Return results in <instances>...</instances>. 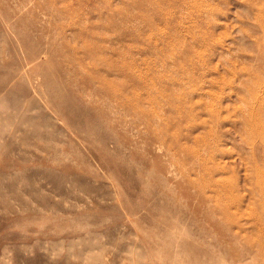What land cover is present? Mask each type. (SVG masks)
Listing matches in <instances>:
<instances>
[{
	"label": "rangeland",
	"instance_id": "obj_1",
	"mask_svg": "<svg viewBox=\"0 0 264 264\" xmlns=\"http://www.w3.org/2000/svg\"><path fill=\"white\" fill-rule=\"evenodd\" d=\"M185 1L0 0V264H264V0Z\"/></svg>",
	"mask_w": 264,
	"mask_h": 264
},
{
	"label": "bare ground",
	"instance_id": "obj_2",
	"mask_svg": "<svg viewBox=\"0 0 264 264\" xmlns=\"http://www.w3.org/2000/svg\"><path fill=\"white\" fill-rule=\"evenodd\" d=\"M138 1H139V0H138ZM140 1H143V0H140ZM147 1H148V0H147ZM184 1H185V0H184ZM193 1H194V0H193ZM151 2H152V1H151ZM153 2H154V1H153ZM155 2H156V1H155ZM169 2H170V1H169ZM185 2H186V1H185ZM185 2H184V3H185ZM194 2H195V1H194ZM170 3H171V2H170ZM145 4H146V3H145ZM145 4H144V5H145ZM187 4H189V3H187ZM190 4H191V1H190ZM140 5H141V3H140ZM159 5H160V4H159ZM176 5H177V4H176ZM139 7H140V6H139ZM141 7H142V5H141ZM177 8H178V7H177ZM189 8H191V7H189ZM146 9H147V8H146ZM172 9H174L173 6H172ZM186 9H187V8H186ZM176 10H177V9H176ZM178 11H179V10H178ZM189 11H191V10H189ZM197 11H198V9H197ZM163 12H165V11H163ZM166 13H167V12H166ZM173 13H174V12H173ZM187 13H188V12H187ZM187 13H186V14H187ZM189 13H190V12H189ZM192 13H193V12H192ZM195 13H196V12H195ZM195 13H194V14H195ZM196 14H197V13H196ZM169 15H170V14H169ZM181 15H182V14H181ZM165 16H166V15H165ZM173 16H174V15H172V17H173ZM185 16H186V15H185ZM187 16H188V15H187ZM187 16H186V17H187ZM195 16H196V15H195ZM195 16H194V17H195ZM166 17H167V16H166ZM145 20H147V19H145ZM145 20H144V21H145ZM147 21L149 22V20H147ZM180 23H181V22H180ZM179 25H180V24H179ZM209 25H210V24H209ZM153 26H154V25H153ZM172 26H173V25H172ZM180 26H181V25H180ZM155 28H156V27H155ZM153 30H154V27H153ZM168 30H169V29H168ZM182 30H183V29H182ZM170 31H171V30H170ZM179 31L181 32V30H179ZM208 32H209V31H208ZM141 33H142V32H141ZM169 33H171V32H169ZM173 33H175V32L173 31ZM173 33H172V34H173ZM178 34H179V33H178ZM180 34H181V33H180ZM213 34H214V33H213ZM166 35H167V34H166ZM176 35H177V34H176ZM136 37H137V35H136ZM164 37H165V36H164ZM170 37H171V36H170ZM176 37H178V36H176ZM165 38H166V37H165ZM172 38H173V37H172ZM206 38H207V36H206ZM139 39H140V38H139ZM158 39H159V38H158ZM175 39H176V38H175ZM168 40H169V39H168ZM172 40H174V39H172ZM162 41H163V40H162ZM166 41H167V40H166ZM175 42H176V41H175ZM203 42H204V41H203ZM176 43H177V42H176ZM206 43H207V42H206ZM169 44H170V43H169ZM173 44H174V43H173ZM175 45H176V44H175ZM154 46H155V45H154ZM164 46H165V45H164ZM177 46H178V45H177ZM204 46H206V45H204ZM207 46H208V45H207ZM170 47H171V46H170ZM156 48H157V47H156ZM182 48H183V47H182ZM183 49H184V48H183ZM197 49H200V48H197ZM164 50H165V49H164ZM212 50H213V49H212ZM169 51H170V50H169ZM182 51H183V50H182ZM167 52H168V51H167ZM198 52H199V50H198ZM202 52H203V50H202ZM209 53H210V52H209ZM163 54H164V52H163ZM166 54H167V53H166ZM181 54H182V52H181ZM203 54H204V53H203ZM207 54H208V52H207ZM218 54H219V53H218ZM164 55H165V54H164ZM164 55H163V56H164ZM198 55H199V54H198ZM165 56H166V55H165ZM176 56H177V55H176ZM179 56H180V55H179ZM179 56H178V57H179ZM196 56H197V54H196ZM218 56H219V55H218ZM170 57H171V55H170ZM172 57H174V56H172ZM198 57H199V56H198ZM219 57H220V56H219ZM223 57H224V56H223ZM162 58H163V57H162ZM162 58H161V59H162ZM164 58H166V57H164ZM175 59H176V58H175ZM168 60H169V59H168ZM210 60H211V59H210ZM218 60H220V59H218ZM218 60H217V61H218ZM214 61H215V60H214ZM214 61H213V62H214ZM220 61H221V60H220ZM165 63H166V62H165ZM188 63H189V62H188ZM132 64H133V63H132ZM217 64H218V63H217ZM184 65H185V64H184ZM129 66H131V64H130ZM165 66H166V64H165ZM165 66L163 67V69L165 68ZM172 67H173V66H172ZM174 67H175V66H174ZM190 67H191V66H190ZM195 67H196V66H195ZM195 67H194V68H195ZM250 67H251V66H250ZM182 68H183V67H182ZM182 68H181V69H182ZM192 68H193V67H192ZM194 68H193V69H194ZM240 68H242V67H240ZM263 68H264V67H263ZM127 69H128V68H127ZM173 69H174V68H173ZM128 70H129V69H128ZM185 70H186V69H185ZM187 70H188V69H187ZM241 71H242V70H241ZM185 72H186V71H185ZM188 72H189V70H188ZM196 72H197V71H196ZM216 72H217V71H216ZM246 72H247V71H246ZM251 72H252V71H251ZM261 72H262V71H261ZM180 73H181V72H180ZM235 73H236V72H235ZM240 73H241V72H240ZM185 74H186V73H185ZM254 74H255V73H254ZM262 74H263V73H262ZM181 75H182V74H181ZM204 75H206V74H204ZM250 75H251V73H250ZM137 76H138V75H137ZM177 76H178V75H177ZM134 77H135V76H134ZM189 77H190V76H189ZM238 77H240V76H238ZM246 77H247V76H246ZM249 77H250V76H249ZM256 78H257V77H256ZM183 79H184V78H183ZM189 79H190V78H189ZM217 79H218V78H217ZM261 79H262V78H261ZM201 80H202V78H201ZM249 80H250V79H249ZM225 81H226V80H225ZM243 81H244V80H243ZM195 82H196V81H195ZM212 82H213V81H212ZM226 82H227V81H226ZM199 83H200V82H199ZM199 83H198V84H199ZM221 83H222V82H221ZM255 83H256V81H255ZM255 83L253 82V84H255ZM175 84H177V83H175ZM262 84H263V83H262ZM225 86H226V85H225ZM254 86H255V85H254ZM174 87H176V86L174 85ZM178 87H179V86H178ZM201 88H203V90H204V87H201ZM201 88H200V89H201ZM218 88H219V87H218ZM230 88H231V87H230ZM112 90H113V89H112ZM174 90H175V89H174ZM201 90H202V89H201ZM249 90H250V89H249ZM110 91H111V90H110ZM253 91H255V90H253ZM175 92H177V90H176ZM175 92H174V94H175ZM229 92H230V90H229ZM239 92H240V91H239ZM250 92H251V91H250ZM170 93H172V91H171ZM252 93H253V92H252ZM252 93H251V94H252ZM196 94H197V93H196ZM255 94H256V93H255ZM200 95H201V94H200ZM208 95H209V94H208ZM168 96H169V94H168ZM174 96H175V95H174ZM209 96H210V95H209ZM215 96H216V95H215ZM259 96H260V95H259ZM170 97H171V96H170ZM198 97H199V96H198ZM204 97H205V96H204ZM206 97H207V96H206ZM172 98H173V97H172ZM172 98H171V99H172ZM174 98H176V97H174ZM192 98H194V97H192ZM251 98H252V97H251ZM255 98H256V97H255ZM196 99H197V98H196ZM211 99H212V98H211ZM180 100H181V99H179V103L181 102ZM234 100H235V99H234ZM252 100H253V99H252ZM170 101H171V100H170ZM187 101H188V100H187ZM208 101H209V100H208ZM222 101H223V100H222ZM225 101H226V100H225ZM258 101H259V98H258ZM177 102H178V101H177ZM156 103H158V102H156ZM166 105H167V103H166ZM173 105H174V104H173ZM203 105H204V104H203ZM227 105H228V104H227ZM227 105H226V106H227ZM245 106H246V105H245ZM247 106H248V105H247ZM222 107H223V106H222ZM233 107H234V106H233ZM203 108H204V107H203ZM203 108H202V110H203ZM231 108H232V107H231ZM243 108H244V107H243ZM163 109H164V108H163ZM176 110H177V109H176ZM196 110H198V109H196ZM232 110H233V109H232ZM245 110H246V108H245ZM263 110H264V109H263ZM226 111H227V110H226ZM246 111H247V110H246ZM228 112H229V111H228ZM155 113H156V112H155ZM186 113H187V112H186ZM186 113H185V114H186ZM202 113H203V111H202ZM177 114H178V112H177ZM203 114H204V113H203ZM225 114H226V113H225ZM225 114H224V115H225ZM242 114H243V112H242ZM160 115H161V114H160ZM186 115H189V114H186ZM155 116H156V115H155ZM182 116H183V115H182ZM213 116H214V115H213ZM216 116H217V115H216ZM247 116H248V115H247ZM249 116H250V115H249ZM153 117H154V116H153ZM157 117H158V116H157ZM160 117L162 118V116H160ZM160 117H159V118H160ZM166 117H167V116H166ZM161 118H160V119H161ZM186 118H187V117H186ZM202 118H203V116H202ZM220 118H221V117H220ZM240 118H241V117H240ZM152 119H153V118H152ZM162 119H163V118H162ZM176 119H177V118H176ZM193 119H194V118H193ZM198 119H199V118H198ZM244 119H247V117H246V118L244 117ZM244 119H243V120H244ZM187 120H188V119H187ZM217 120H218V119H217ZM159 121H160V120H159ZM244 121H245V120H244ZM164 122H165V121H164ZM175 122H176V120H175ZM181 122H182V121H181ZM208 122H209V121H208ZM221 122H222V121H221ZM223 122H224V121H223ZM159 123H160V122H159ZM166 123H167V122H166ZM173 123H174V122H173ZM211 123H212V122H211ZM213 123H214V121H213ZM167 124H168V123H167ZM169 124H170V122H169ZM171 124H172V123H171ZM180 124H181V123H180ZM187 124H188V123H187ZM218 124H219V123H218ZM218 124H217L216 126H218ZM152 125H154V124H152ZM163 125H164V124H163ZM174 125H175V124H174ZM223 125H224V124H223ZM246 125H247V124H246ZM159 126H161V124H159ZM176 126H177V125H176ZM176 126H175V128H176ZM190 126H191V125H190ZM190 126H189V127H190ZM197 126H198V125H197ZM197 126H196V127H197ZM249 126H251V125H249ZM180 127H181V126H180ZM189 127H188V128H189ZM204 127H205V126H204ZM206 127H207V126H206ZM168 128H169V127H168ZM186 128H187V127H186ZM209 128H210V127H209ZM234 128H235V126H234ZM166 129H167V126H166ZM181 129H182V128H181ZM181 129H180V130H181ZM176 130H177V129H176ZM202 130H208V129H205V128H204V129H202ZM202 130H200V132H201ZM216 130H217V129H216ZM219 130H220V129H219ZM257 130H258V129H257ZM167 132H168V131H167ZM170 132H171V131H170ZM172 132H173V130H172ZM172 132H171V133H172ZM211 132H212V131H211ZM215 132L217 133V131H215ZM226 132H227V131H226ZM171 133H170V134H171ZM180 133H181V132H180ZM180 133H179V134H180ZM197 133H198V132H197ZM201 133H203V132H201ZM204 133H205V132H204ZM207 133H210V132L208 131ZM216 133H215L214 136H216ZM221 133H222V132H221ZM229 133H231V131H230ZM229 133H228V134H229ZM181 134H182V133H181ZM212 134H213V133H212ZM171 135H172V134H171ZM206 135H207V134H206ZM169 136H170V135H169ZM186 136H187V134H186ZM199 136H200V135H199ZM231 136H232V135H231ZM207 137H208V136H207ZM212 137H213V136H212ZM171 138H172V137H171ZM176 138H178V136H177ZM179 138H180V137H179ZM179 138H178V139H179ZM187 138H188V137H187ZM200 138H201V137H200ZM213 138H215V137H213ZM216 138H217V137H216ZM173 139H174V138H173ZM209 139H211V138H209ZM209 139H207V140H209ZM258 139H259V138H258ZM193 140H194V139H193ZM247 140H249V139H247ZM200 141H201V140H200ZM213 141H214V140H213ZM213 141H212V143H213ZM258 141H259V140H258ZM214 142H215V141H214ZM166 143H167V142H166ZM184 143L187 144V142H184ZM208 143H209V142H208ZM212 143H211V144H212ZM169 144H170V143H169ZM199 144H200V143H199ZM205 144H206V143H205ZM238 144H239V143H238ZM242 144H243V143H242ZM166 145H168V144H166ZM212 145H213V144H212ZM239 145H240V144H239ZM256 145H258V144H256ZM197 146H198V145H197ZM201 146H202V145H201ZM201 146H200V147H201ZM207 146H209V145H207ZM215 146H216V145H215ZM243 146H244V145H243ZM246 146H247V145H246ZM172 147H173V146H172ZM191 147H192V146H191ZM198 147H199V146H198ZM204 147H206V146H204ZM182 148H184V147H182ZM189 148H190V147H189ZM193 148H194V147H193ZM202 148H203V147H202ZM211 148H212V146H211ZM233 148H234V147H233ZM243 148H244V147H243ZM262 148H263V147H262ZM177 149H179V148H177ZM184 149H185V148H184ZM200 149H201V148H200ZM214 149H215V148H214ZM216 149H218V148H216ZM237 149H239V148H237ZM175 150H176V149H175ZM204 150H205V149H204ZM241 150H242V149H241ZM252 150H253V148H252ZM188 151H189V150H188ZM194 151H195V150H194ZM208 151H209V150H208ZM263 151H264V150H263ZM184 152H186V151H184ZM216 152H217V151H216ZM240 152H241V151H240ZM244 152H245V151H244ZM257 152H258V151H257ZM172 153H173V152H172ZM237 153H238V152H237ZM255 153H256V152H255ZM262 153H263V152H262ZM262 153H261V154H262ZM188 154H189V153H188ZM239 154H240V153H239ZM244 154H245V153H244ZM245 155H246V154H245ZM248 155H249V154H248ZM252 155H253V154H252ZM218 156H219V155H218ZM240 156H241V155H240ZM242 156H243V155H242ZM250 156H251V155H250ZM256 156H257V155H255V156H253V157H256ZM179 157H180V156H179ZM248 157H249V156H248ZM248 157H247V158H248ZM198 158H199V157H198ZM230 158L232 159V157H230ZM250 158H251V157H250ZM242 159H243V158H242ZM252 159H253V158H252ZM173 160H174V159H173ZM175 160H176V159H175ZM181 160H183V159H181ZM192 160H193V159H192ZM204 160H205V159H204ZM246 160H247V159H246ZM258 160H259V159H258ZM194 161H195V160H194ZM200 161H201V160H200ZM243 161H244V160H243ZM178 162H179V161H178ZM182 162H183V161H182ZM205 162H206V161H205ZM235 162H236V161H235ZM252 162H253V161H252ZM259 162H260V161H259ZM183 163H184V162H183ZM176 164H177V163H176ZM184 164H186V163H184ZM209 164H210V162H209ZM214 164H215V163L213 162V166H215ZM229 164H230V163H229ZM249 164H250V162H249ZM182 165H183V164H182ZM180 166H181V165H180ZM203 166H204V165H203ZM244 166H245V165H244ZM185 167H187V166H185ZM196 167H197V166H196ZM201 167H202V165H201ZM178 168H179V167H178ZM194 168H195V167H194ZM210 168H211V167H210ZM239 168H240V167H239ZM248 168H249V167H248ZM181 169H182V168H181ZM185 169H186V168H185ZM192 169H193V168H192ZM196 169H198V168H196ZM196 169H195V170H196ZM200 169H201V168H200ZM211 169H212V168H211ZM263 169H264V167H263ZM183 170H184V168H183ZM183 170H182V171H183ZM186 170H187V169H186ZM215 170H216V169H215ZM230 170H231V169H230ZM252 170H253V169H252ZM203 171H204V170H203ZM191 172H192V171H191ZM196 172H197V171H196ZM196 172H195V173H196ZM217 172H218V171H217ZM220 172H221V171H220ZM200 173H201V172H200ZM204 173L207 175L206 172H204ZM226 173H227V172H226ZM232 173H233V172H232ZM187 174H189V173H187ZM198 174H199V173H198ZM209 174H210V173H209ZM209 174H208V177L211 178L212 175L209 176ZM214 174H215V173H214ZM214 174H213V175H214ZM243 174H244V173H243ZM255 174H256V173H255ZM183 175H184V174H183ZM222 176H223V175H222ZM199 177H200V176H199ZM201 177H202V176H201ZM212 177H214V176H212ZM256 177H257V176H256ZM252 178H253V177H252ZM252 178H251V179H252ZM259 178H260V177H259ZM262 178L264 179V177H262ZM211 179H212V178H211ZM238 179H239V178H238ZM251 179H250V180H251ZM263 179H262V180H263ZM213 180H215V179H213ZM219 180H220V179H219ZM241 180H242V178H241ZM244 180H246L245 176H244ZM206 181H207V180H206ZM258 181H259V180H258ZM197 182H198V181H197ZM199 182H200V181H199ZM199 182H198V184H199ZM208 182H209V181H208ZM216 182H217V181H216ZM216 182H215V184H217ZM244 182H245V181H244ZM246 182H247V181H246ZM249 182H250V181H249ZM211 183H212V182H211ZM230 183H231V182H230ZM207 184H208V183H207ZM215 184L212 185V186H216ZM231 184H232V183H231ZM225 185H226V183H225ZM242 185H243V184H242ZM220 186H221V183H220ZM223 186H224V185H223ZM233 186H234V185H233ZM204 187H205V186H204ZM230 187H231V185H230ZM239 187H240V186H239ZM241 187H242V186H241ZM258 187H260V185H259ZM212 188H213V187H212ZM217 188H218V187H217ZM223 188H224V187H223ZM226 188H228V187H226ZM226 188H225V189H226ZM246 188H247V187H246ZM221 189H222V188H221ZM247 189H248V188H247ZM247 189H246V190H247ZM228 190H229V189H228ZM240 190H241V189H240ZM244 190H245V189H244ZM249 190H250V189H249ZM200 191H201V190H200ZM202 191H203V188H202ZM241 191H242V193H244L243 190H241ZM250 191H251V190H250ZM206 192H207V191H206ZM219 192H220V191H219ZM219 192H218V193H219ZM204 193H205V191H204ZM213 193H214V192H213ZM259 193H260V192H259ZM259 193H258V194H259ZM208 194H209V193H208ZM214 194H215V193H214ZM223 195H224V193H223ZM209 197H210V196H209ZM260 197H261V196H260ZM263 197H264V196H263ZM205 198H206V197H205ZM218 198L220 199V197H218ZM218 198L216 197V199H218ZM221 198H222V196H221ZM240 198L243 199L242 197H240ZM223 199H224V198H223ZM244 199H245V198H244ZM246 199H247V198H246ZM257 199H258V198L255 196V194L253 193V191H251V192H250V202H249V203H250V204H253L252 207L254 208V211L260 207L259 210L263 212V211H264V204H257V203H256V202H257ZM208 200H210V199H208ZM210 201H211V200H210ZM221 201H222V200H221ZM238 201H240V200H238ZM223 202H224V201H223ZM260 202H261V201H260ZM219 203H220V202H219ZM229 203H230V202H229ZM249 203H248V204H249ZM217 204H218V203H217ZM225 204H226V203H225ZM237 204H239V203H237ZM219 205H220V204H219ZM244 205H246V204H244ZM225 206H226V205H225ZM227 206H228V205H227ZM227 206H226V207H227ZM228 207H229V206H228ZM228 207H227V210H229ZM230 207L232 208V206H230ZM240 207L242 208L243 206H240ZM223 208H224V207H223ZM235 208H236V207H235ZM235 208H234V209H235ZM247 208H248V207H247ZM221 209H222V207H221ZM224 209H225V208H224ZM248 209H249V208H248ZM222 210H223V209H222ZM225 210H226V209H225ZM243 211H244V210H243ZM231 212H232V211H231ZM241 212H242V211H241ZM262 212H261V213H262ZM226 213H227V212H226ZM233 213H234V212H233ZM228 214H229V213H228ZM237 214H238V213H237ZM244 214H247V213H244ZM257 214H259V213L257 212ZM262 215H263V214H262ZM233 216H235V215H233ZM236 216H237V215H236ZM238 216H239V215H238ZM238 216H237V217H238ZM253 216H254V215H253ZM258 216H259V215H258ZM255 217H257V216H255ZM232 218H233V217H232ZM262 218H264V217H262ZM228 219H229V218H228ZM238 219H239V218H238ZM238 219H236V221H235L234 218H233V220H234L235 222H237ZM246 219H247V218H246ZM248 219H249V218H248ZM253 219H254V218H253ZM241 220H242V219H241ZM249 220H250V219H249ZM251 220H252V219H251ZM228 221H229V220H228ZM239 221H240V219H239ZM254 221H255V220H254ZM256 221H257V219H256ZM258 221H259V220H258ZM262 221L264 222V220H262ZM232 222H233V221H232ZM237 223H238V222H237ZM233 224H234V222H233ZM241 224H242V223H241ZM260 224H263V223H260ZM260 224H259V225H260ZM234 225H235V224H234ZM236 225H238V224H236ZM254 226H255V225H254ZM243 227H244V225H243ZM263 227H264V226H263ZM245 228H246V226H245ZM240 229H241V228H240ZM261 229H262V228H261ZM237 230H238V228H237ZM237 230H236V231H237ZM254 230H255V231H258V230H256L255 228H254ZM254 230H253L252 232H254ZM241 231H242V230H241ZM259 231H261V230H259ZM259 231H258V233H259ZM263 232H264V231H263ZM244 233H247V232H244ZM244 233H243V234H244ZM248 233H249V231H248ZM260 233H261V232H260ZM251 234H252V233H251ZM263 234H264V233H263ZM252 235H253V234H252ZM258 235H259V234H258ZM243 236H244V235H243ZM243 236H242V237H243ZM261 236H262V235H261ZM255 237H256V236H255ZM247 238H248V236H247ZM261 238H262V237H261ZM255 239H256V238H255ZM245 241L247 242L248 240H245ZM259 241H260V240H259ZM248 242H249V241H248ZM253 242H254V240H253ZM255 243H256V241H255ZM259 243H262V242H259ZM259 243H258V245H259ZM253 244H254V243H253ZM263 244H264V243H263ZM255 245H256V244H255ZM258 245H257V246H258ZM259 246H260V245H259ZM251 247H252V246H251ZM255 247H256V246H255ZM255 247L253 246V248H255ZM261 247H262V245H261ZM257 249H258V247H257ZM257 249H255V250H257ZM253 250H254V249H253ZM262 251H263V250H262ZM263 252H264V251H263ZM258 255L260 256V254H258ZM262 256H263V254H262ZM262 256H261V257H262Z\"/></svg>",
	"mask_w": 264,
	"mask_h": 264
}]
</instances>
